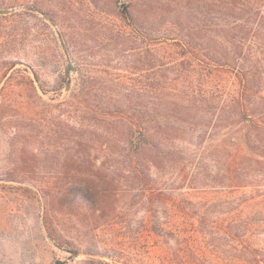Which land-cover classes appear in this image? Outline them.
Segmentation results:
<instances>
[{
    "label": "trees",
    "instance_id": "16d2710c",
    "mask_svg": "<svg viewBox=\"0 0 264 264\" xmlns=\"http://www.w3.org/2000/svg\"><path fill=\"white\" fill-rule=\"evenodd\" d=\"M122 1L141 29L140 93L98 90L71 62L67 95L50 106L37 71L14 82L20 69L0 60L12 157L0 181L34 193L48 231L83 264H109L139 206L164 217L151 214L141 237L173 241L188 264H264V0ZM74 33L65 26L63 42ZM183 188L244 195L177 201Z\"/></svg>",
    "mask_w": 264,
    "mask_h": 264
},
{
    "label": "rangeland",
    "instance_id": "374dc122",
    "mask_svg": "<svg viewBox=\"0 0 264 264\" xmlns=\"http://www.w3.org/2000/svg\"><path fill=\"white\" fill-rule=\"evenodd\" d=\"M124 9L122 0H0V60L15 63L14 69H20L14 82L22 74L34 77L37 71L48 90L44 97L50 106H60L67 95L60 86L71 62L80 64L85 75L97 76L98 90L140 93L141 29L130 25ZM65 26L75 31L73 38H65L66 43L61 36ZM70 72L75 77L77 70ZM8 89L22 88L10 85ZM7 134H2L0 126V175L12 168ZM20 185L0 181V264H83L88 256H73L63 241L54 239L42 201L19 189ZM243 195L241 190L228 194L220 189L195 192L183 188L176 190L174 197L177 201L215 202ZM260 205L256 198L240 210L246 214ZM151 214L164 219L162 213L146 212L141 206L133 209L124 248L103 259L109 264H188V254L176 249L173 241L165 242L148 230L141 237V225L150 221Z\"/></svg>",
    "mask_w": 264,
    "mask_h": 264
}]
</instances>
